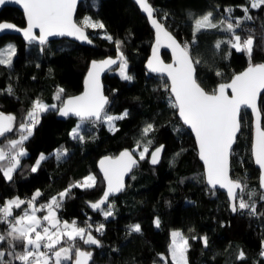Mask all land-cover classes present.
I'll list each match as a JSON object with an SVG mask.
<instances>
[{"label":"trees","instance_id":"16d2710c","mask_svg":"<svg viewBox=\"0 0 264 264\" xmlns=\"http://www.w3.org/2000/svg\"><path fill=\"white\" fill-rule=\"evenodd\" d=\"M149 1L166 26L183 43L190 44L193 26L189 14L199 17L211 11L213 20L227 19L225 10L232 8L231 18L235 23L244 17L238 6L246 4V0ZM164 14L167 19L163 18ZM250 14L253 19L243 20L236 31L242 39L252 35V63L264 62V7L251 9ZM84 16L105 26L103 30L89 29L96 46L83 45L67 37L44 45L28 44L18 34L7 33L0 37V44L8 39L17 43L12 67L0 65V90L9 85L13 90L11 95L7 91L0 92V111L15 115L18 126L35 100L59 104L55 95L60 88L64 89L63 99L78 93L83 88L90 60L118 54L114 41L119 40L120 52L127 59V71L134 79L125 81L118 71L112 70L104 76L105 89L110 95L106 110L118 114L127 110L128 116L116 121L119 130L114 132L104 124L96 127L86 124L85 139L79 142L70 136L78 119H61L54 111L42 113L34 134L24 143L28 155L21 158V167L11 181H6L0 174V205L17 195L29 196L38 188L42 195L37 202L47 203L70 184L94 174V188H72L58 209L61 219L73 220L79 226H85L87 220L93 225L92 233L101 246L77 241L79 247L92 252L90 264H165L161 255L168 257L167 264H171L169 244L171 232L176 228L182 229L189 239L188 264H264V257L260 255L264 250V215H259L264 213V200L260 199L264 191L259 186L260 169L251 154V112L248 110L249 114L242 119V134L238 135L233 148L231 173L233 178L246 183L247 189L257 193L253 197L257 215H251L247 210L232 212L226 193L211 189L207 184L195 138L176 110L169 106L170 93L164 90L169 81L146 68L154 31L138 5L133 0H83L76 18L80 21ZM4 19L20 26L26 24L24 13L15 6H5L0 11V21ZM105 30L113 37V42L103 39ZM228 35L219 29L201 31L192 45V54L201 61L197 65V78L208 91L229 81L249 63L245 53L230 49L226 43H221L219 49L215 47L217 41L227 40ZM229 50L231 55L226 56ZM163 56L170 59L166 50H163ZM217 71L222 75L217 76ZM260 105L264 112V92ZM241 116L244 117L243 110ZM148 123L155 127V131L149 133L153 141L151 149L165 143L164 157L158 165H152L149 158L140 160L130 175L127 188L109 199L114 205V214L105 220L89 205V202H97L105 189L98 160L125 148L134 149ZM8 136L18 138V133L14 129ZM6 143L0 139V147ZM61 148L67 149L68 155L57 161L53 153ZM41 153L48 159L41 162L36 172H31ZM244 198L248 199L247 194ZM14 212L20 214L22 210L14 209ZM157 218L159 228L155 226ZM100 223L104 224L102 235L94 230ZM133 224L141 226L140 233L129 232V226ZM4 227L0 225V230ZM203 236L208 238L206 248L199 239ZM2 248L4 245H0ZM240 251L246 259H237Z\"/></svg>","mask_w":264,"mask_h":264},{"label":"snow or ice","instance_id":"6c2138e0","mask_svg":"<svg viewBox=\"0 0 264 264\" xmlns=\"http://www.w3.org/2000/svg\"><path fill=\"white\" fill-rule=\"evenodd\" d=\"M9 0H0V6ZM20 5L26 16L27 25L21 29L8 22H0V33L4 30H15L22 32L24 39L32 44L38 42L44 45L49 37L69 36L76 40L92 43L87 34L88 29L96 30L105 28L100 21L91 17H84L79 22L74 19L78 0H10ZM139 8L147 14L148 20L155 29V46L152 49V58L147 63L151 73L166 76L170 83L166 84L164 90L170 93L169 106L176 113L183 125L187 126L195 135L198 145L199 158L206 166V182L211 189L226 190L229 206L232 212L247 210L251 215H257L256 204L253 197L256 192L247 189L242 180L233 179L230 176V157L233 154V145L237 142L241 133L242 119L247 117L248 110L255 122V136L251 147L254 162L259 166V186L264 189V126H262V112L259 104L260 94L264 92V63L253 64L252 54L254 39L248 35L242 39L237 33L243 20H252L251 9L264 7V0H246L245 5L238 7L244 13L243 20L237 19L232 22V8H227V19L213 20L211 11L194 17L189 14L193 26V40L190 43L181 44L165 28L164 24L155 17L156 10L148 3V0H134ZM167 19V14H164ZM39 30V35L35 30ZM219 29L228 33L227 40L217 41L215 47L220 48L221 43H226L230 49L245 53L248 57V67L245 71L232 76L230 82L220 83L212 91H206L198 82L196 75L197 65L200 59L192 54V45L196 43V35L201 31ZM103 39L113 42V37L106 30ZM118 52V58H107L100 61H92L85 80V90L82 95L62 98L64 92L60 88L55 95L59 104H46L35 100L30 110L22 118V122L16 125V117L12 114L0 112V139L6 140L5 146L0 147V174L6 181H11L13 174L21 167V158L28 155L24 143L33 134L35 126L40 121V115L48 111H54L59 116L68 118L77 117L79 123L71 131L72 139L83 142L86 124L96 127L104 124L110 131H118L115 121L123 120L128 116L125 110L122 115H110L106 106L108 97L103 94L100 83V75L112 65L119 66V76L125 81L131 82L134 77L128 74L127 59L120 52L121 41H114ZM171 49L173 61L165 63L160 57L161 48ZM16 48L9 45L0 50V65L11 68ZM231 51L226 53L230 56ZM217 76L222 75L219 71ZM230 90V94H229ZM9 95L13 90L9 85L5 90ZM242 110L244 117L241 116ZM14 129L18 138H9L8 134ZM155 131L152 123H148L142 129V139L138 140L135 149L124 150L116 157H105L100 161V169L103 180L106 182V190L97 202H89L92 210L100 212L107 220L113 216L114 205L109 203V197L121 192L124 188V177L131 172L133 166L137 165L138 159L144 160L148 157L153 141L149 133ZM179 131V129H176ZM163 145L155 147L151 151L150 163L155 165L159 162ZM138 154V159H137ZM57 161L68 155L67 149H57L53 153ZM48 159L43 153L31 167V172H36L42 161ZM96 186V177L88 175L82 181L70 184L66 189L50 198L47 203L37 204L42 193L37 190L30 199L24 200L19 197L9 198L0 205V264H90L92 252L83 250L77 241L84 245L101 246V242L92 235L93 225L85 221V226H78L75 221L69 223L61 221L57 215L63 200L69 195L72 188L91 189ZM247 194L248 199L244 196ZM264 200V193L260 194ZM26 207H23L25 206ZM107 205V207H104ZM14 209L22 210V214L15 213ZM45 213L43 216L38 213ZM259 215H264L260 213ZM155 226L160 227V221L155 220ZM96 232L103 234L104 224L95 226ZM129 232L140 233L141 226L133 224L129 226ZM198 237H192L197 239ZM203 246L208 247L207 236L199 237ZM19 247V250H18ZM190 249L189 239L181 231L171 232L169 253L171 264H188L187 253ZM260 255L264 257V250ZM7 257V258H6ZM167 264L168 257L160 256ZM237 259H246L243 251L238 252ZM258 264V262H257Z\"/></svg>","mask_w":264,"mask_h":264},{"label":"water","instance_id":"95a60500","mask_svg":"<svg viewBox=\"0 0 264 264\" xmlns=\"http://www.w3.org/2000/svg\"><path fill=\"white\" fill-rule=\"evenodd\" d=\"M83 0H78V2H77V6H76V10H75V13H74V19L75 20H77V12H78V8H79V5H80V3L82 2ZM134 1V0H133ZM148 3H150L151 4V6L155 9V7H154V5L148 0ZM5 6H15V7H17V8H19L22 12H23V9H22V7L20 6V5H17V4H15V3H13V2H10V0H9V2H7V3H5L4 5H2V6H0V11L5 7ZM139 7V6H138ZM141 10V9H140ZM156 10V9H155ZM141 12L147 17V14L146 13H144L142 10H141ZM24 13V12H23ZM155 17L158 19V20H160V22L161 23H163L164 24V26H165V28L177 39V41L178 42H180L181 44H183V42L173 33V31L172 30H170L167 26H166V24L157 16V14H156V12H155ZM24 16H25V14H24ZM25 19H26V16H25ZM148 19V18H147ZM78 21V20H77ZM149 21V20H148ZM0 22H8V23H12V24H14V25H16L17 27H19V28H21V29H23V28H25L26 27V25H27V21H26V24L24 25V26H20L19 24H17V23H15L14 21H12V20H7V19H4V20H1ZM79 22V21H78ZM149 23H150V25H151V22L149 21ZM151 27H152V25H151ZM152 29H153V31H154V41H153V43H152V47H151V51H150V54L148 55V58H147V60H146V68H147V63H148V61L152 58V49H153V47L155 46V29L152 27ZM36 31V34L37 35H39V30L37 29V30H35ZM7 33H10V34H18V35H20L23 39H24V37H23V34H22V32H16L15 30H4V32L3 33H0V37L1 36H3L4 34H7ZM87 34L89 35V38L90 39H92V37H91V35L89 34V29L87 30ZM63 37H67V38H69V39H72V40H75V41H77V42H79V43H81V44H83V45H89V46H96V43H95V41L92 39V43L91 44H88L87 42H82V41H79V40H76L74 37H69V36H53V37H49L48 38V42L49 41H51V40H56V39H60V38H63ZM24 41L26 42V43H28L25 39H24ZM33 43H36V44H39L38 42H33ZM32 43V44H33ZM29 44V43H28ZM163 50H166V51H168L169 52V54H170V59H165L164 58V56H163ZM160 57H161V59L165 62V63H172V61H173V56H172V52H171V49H168V48H161L160 49ZM107 58H112V59H117L118 58V54H116V55H112V54H109V55H106V56H104V57H100V58H93V59H91L90 60V63H89V66H88V68H87V70H86V73H85V75H84V80H83V88H82V90L81 91H79L78 93H75V94H71V95H68V96H66L64 99H67V98H70V97H75V96H79V95H82L83 94V92H84V90H85V80L87 79V73H88V71H89V69H90V65H91V62L92 61H100V60H104V59H107ZM259 63H264V62H257V63H253V64H259ZM118 66V64L117 65H112L111 66V68H108V69H106L105 71H103L102 73H101V75H100V83H101V85H102V90H103V94L106 96V97H108V101L110 102V95L106 92V89H105V85H104V76L107 74V73H109L112 69H114L115 67H117ZM248 67V65L244 68V69H242V70H240L239 72H237L236 74H239V73H241V72H243V71H245L246 70V68ZM147 70H148V68H147ZM148 72H150L149 70H148ZM151 73V72H150ZM152 74H155V75H158V74H156V73H152ZM196 75H197V72H196ZM158 76H161V75H158ZM164 77H166V76H164ZM167 78V77H166ZM168 80V79H167ZM231 80V79H230ZM230 80L229 81H227V82H230ZM198 82H199V80H198ZM227 82H224V83H227ZM169 83H170V81H169ZM200 83V82H199ZM201 84V83H200ZM201 86L206 90V91H208L202 84H201ZM263 93V92H262ZM262 93L260 94V99H261V95H262ZM229 94H230V90H229ZM109 104V103H108ZM259 104H260V100H259ZM108 106V105H107ZM106 106V107H107ZM250 112H251V110H249ZM0 112H3L4 114H10V113H8V112H5V111H0ZM242 113V112H241ZM57 117H59V118H61V119H67V118H64V117H61V116H59L58 114H57ZM70 117H74V116H70ZM253 117V116H252ZM69 118V117H68ZM74 118H76V119H78L77 117H74ZM262 126H263V118H262ZM190 130V129H189ZM193 134V136H194V138H195V135H194V133H192ZM254 136H255V122H254V117H253V134H252V143H253V140H254ZM195 142H196V139H195ZM236 144V143H235ZM235 144L233 145V148H234V146H235ZM159 145H163L164 146V148H163V152L161 153V156H160V158H159V162L157 163V164H155V165H158L161 161H162V159H163V157H164V153H165V149H166V146H165V143H161V144H158L157 146H159ZM196 145H197V143H196ZM157 146H155V147H157ZM155 147L154 148H152L151 150H150V152H149V161H150V155H151V151H153L154 149H155ZM129 150V151H132V150H134V149H130V148H125V149H123V150H121L119 153H117V154H115V155H112V154H106V155H103L102 157H100L99 158V160H98V169H99V171H100V173L102 174V176H103V173H102V171H101V169H100V161L102 160V159H104L105 157H109V156H111V157H116V156H118L122 151H124V150ZM197 150H198V145H197ZM198 157H199V153H198ZM137 159H138V154H137ZM200 159V158H199ZM200 161L202 162V164H203V166H204V173H206V166L204 165V163H203V161L200 159ZM140 164V160L138 159V163H137V165H135V166H133V168H132V170H131V172H129L128 174H126L125 175V177H124V188H123V190L121 191V192H119V193H117V194H115V195H112V196H110L109 197V199L111 198V197H113V196H117V195H119V194H121L126 188H127V186H128V180H129V178H130V175H131V173L133 172V170H134V168L135 167H137L138 165ZM153 165V164H152ZM231 166H232V155H231V157H230V169H231ZM257 167L259 168V166L257 165ZM230 176L232 177V173H231V170H230ZM205 178H206V176H205ZM233 178V177H232ZM233 179H235V178H233ZM210 187V186H209ZM216 189H219V190H222V191H224L225 193H226V190H223V189H220L218 186H217V188ZM106 190V182H105V189H104V191ZM263 191H264V189H263ZM83 250H86V249H84V248H82ZM92 260H93V255H92ZM91 260V261H92ZM90 261V262H91Z\"/></svg>","mask_w":264,"mask_h":264},{"label":"rangeland","instance_id":"374dc122","mask_svg":"<svg viewBox=\"0 0 264 264\" xmlns=\"http://www.w3.org/2000/svg\"><path fill=\"white\" fill-rule=\"evenodd\" d=\"M84 17H86V16H84ZM84 17H82L81 18V20L84 18ZM87 17H89V16H87ZM9 45H11V46H14L15 48H16V52H17V43H16V41L14 40V39H8L7 41H5V42H3V43H1L0 44V50H2V49H4V48H6V47H8ZM15 57V56H14ZM14 57H13V59H14ZM112 71H118L119 72V66H117V67H115L114 69H112ZM128 74L129 75H131L129 72H128ZM132 76V75H131ZM40 101H42L43 103H46V104H49V105H51V103H49V102H46V101H43V100H40ZM125 111V110H124ZM123 111V112H124ZM127 111V110H126ZM110 115H122L123 114V112L122 113H114V112H109V111H107ZM40 117H41V115H40ZM79 123V122H78ZM77 123V124H78ZM115 125H116V121H115ZM116 128H117V125H116ZM83 134V133H82ZM134 149H135V147H134ZM56 151V150H55ZM42 154V153H41ZM44 155H45V153H43ZM40 156V155H39ZM39 158V157H38ZM35 165V164H34ZM90 175V174H89ZM94 175V174H93ZM95 176V175H94ZM87 177V176H86ZM96 177V176H95ZM37 190H39L40 192H41V189L40 188H38V189H36L34 192H32L29 196H26V197H22V196H19V195H17V196H14L13 198H15V197H19V198H21V199H24V200H28V199H30L31 197H32V195L37 191ZM37 204H41V203H39V202H37ZM25 207H26V205H25ZM45 213H43V215H44ZM57 214H58V211H57ZM62 221H67V222H69V223H72L73 222V220H69V219H63ZM79 226V225H78ZM181 231L182 233H183V231H182V229H180V228H176V229H173L172 231ZM184 234V233H183ZM92 235L93 236H95L93 233H92ZM185 235V234H184ZM186 236V235H185ZM156 264H164V263H156Z\"/></svg>","mask_w":264,"mask_h":264},{"label":"crops","instance_id":"0c3cea01","mask_svg":"<svg viewBox=\"0 0 264 264\" xmlns=\"http://www.w3.org/2000/svg\"><path fill=\"white\" fill-rule=\"evenodd\" d=\"M91 175H93V174H91ZM20 214H22V212ZM38 215L43 216V212L38 213ZM57 215H58L59 219L62 221L63 219H61L60 215L59 214H57Z\"/></svg>","mask_w":264,"mask_h":264},{"label":"built area","instance_id":"2783aa9c","mask_svg":"<svg viewBox=\"0 0 264 264\" xmlns=\"http://www.w3.org/2000/svg\"><path fill=\"white\" fill-rule=\"evenodd\" d=\"M79 181H82V180H79Z\"/></svg>","mask_w":264,"mask_h":264}]
</instances>
